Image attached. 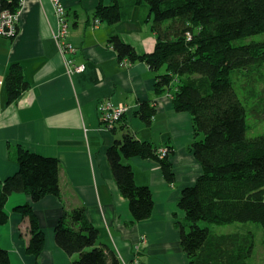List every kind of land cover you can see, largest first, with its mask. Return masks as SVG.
<instances>
[{"label": "crops", "instance_id": "obj_1", "mask_svg": "<svg viewBox=\"0 0 264 264\" xmlns=\"http://www.w3.org/2000/svg\"><path fill=\"white\" fill-rule=\"evenodd\" d=\"M120 1L123 17L113 25L94 22L97 7L112 0H61L67 14L65 41L73 52H64L59 43L52 0H23L17 36L0 35V182L18 172L22 148L60 162V196L34 203L27 193H13L6 203L9 221L0 226V246L12 264H71L78 256L57 245L55 231L67 213L80 208L97 228L98 244L118 254L120 264H190L179 229L188 222L178 203L183 189L202 174L189 149L193 118L176 110L169 92H157V73L146 62L118 56L112 36L132 44L138 54L153 52L157 40L149 8L136 0ZM14 64L21 65L29 88L10 100L6 80ZM74 65L86 69L76 72ZM146 102L155 104L151 126L137 115ZM108 104L124 108L120 120L141 141L173 152V184L156 160L127 161L137 184L149 186L154 198V211L145 221L134 220L109 166L107 152L124 133L120 125L112 131L102 122L101 109ZM25 206L32 207L46 236L38 257L27 251L30 218L18 211Z\"/></svg>", "mask_w": 264, "mask_h": 264}, {"label": "trees", "instance_id": "obj_2", "mask_svg": "<svg viewBox=\"0 0 264 264\" xmlns=\"http://www.w3.org/2000/svg\"><path fill=\"white\" fill-rule=\"evenodd\" d=\"M112 1L97 7L95 19L113 25L122 19L121 1ZM20 4V0H2L0 9L15 13ZM137 4L151 11L157 39L154 51L138 54L118 35L110 42L121 60L146 62L157 73V92H169L176 110L191 113L194 122L189 149L202 174L180 195L178 207L188 222L186 227L179 225L183 250L190 264H251L256 249L252 232L223 235L211 226L252 222L264 231V93L262 87L255 92L252 78L255 69L264 67V0H136ZM239 71L245 74L241 90L235 83ZM9 72L7 92L10 100H16L29 83L20 64L12 65ZM155 114V104L147 102L137 113L148 126ZM119 125L124 134L108 150V162L134 220L141 222L151 217L154 198L149 186L137 184L127 161L152 158L173 184V152L162 148L166 150L162 156L159 147L141 141L123 119L111 130ZM17 159L18 172L0 182V226L9 221L6 203L13 193H27L34 203L61 194L57 158L22 148ZM18 211L30 218L27 251L38 257L46 236L31 206ZM55 235L59 247L78 256L71 264H120L118 254L98 244V230L84 208L67 213ZM0 264H12L1 246Z\"/></svg>", "mask_w": 264, "mask_h": 264}, {"label": "built area", "instance_id": "obj_3", "mask_svg": "<svg viewBox=\"0 0 264 264\" xmlns=\"http://www.w3.org/2000/svg\"><path fill=\"white\" fill-rule=\"evenodd\" d=\"M1 1L2 0H0V4ZM22 1L23 0H20L21 4ZM52 4L54 5L55 15L60 26L57 37L59 38V43L62 47V50L64 52H73V50H75V47H73L71 44H67L65 41L66 33L68 30V25L66 24L67 14L65 5L62 4L61 0H52ZM20 8L15 13L9 9H0V35L2 37L13 39L15 36H17L20 28L18 16ZM99 22V20L95 21L96 24H98ZM72 69L76 72H84L86 68L84 65H74L72 66ZM101 112L103 113L102 122H104L105 127L109 128L118 124L120 118H122L124 108L119 107V109H113L108 104L102 107ZM160 153L162 154V156H166V150L163 149L162 151H160Z\"/></svg>", "mask_w": 264, "mask_h": 264}, {"label": "rangeland", "instance_id": "obj_4", "mask_svg": "<svg viewBox=\"0 0 264 264\" xmlns=\"http://www.w3.org/2000/svg\"><path fill=\"white\" fill-rule=\"evenodd\" d=\"M164 69V68H163ZM245 74L241 71L239 73H236V79L235 83L236 86L240 87L241 90V84L244 82L243 77ZM253 82L255 83V92H258L261 87L263 88L264 93V67L258 68L254 70V74L252 75ZM256 94V93H255ZM253 102V97L248 101L247 105L248 108H250L251 103ZM261 113V110H259ZM264 123V122H263ZM261 123V125L263 124ZM163 149H160L162 151ZM212 230L216 231L219 234H225V233H246V232H252L255 236V251L253 253V256L251 258V264H264V231L261 225L255 224L252 222H245V223H238L235 222V224H229L224 226H211Z\"/></svg>", "mask_w": 264, "mask_h": 264}, {"label": "clouds", "instance_id": "obj_5", "mask_svg": "<svg viewBox=\"0 0 264 264\" xmlns=\"http://www.w3.org/2000/svg\"><path fill=\"white\" fill-rule=\"evenodd\" d=\"M96 20H99V19H95V21H96ZM95 21H94V22H95ZM99 21H100V20H99ZM95 24H96V23H95Z\"/></svg>", "mask_w": 264, "mask_h": 264}]
</instances>
